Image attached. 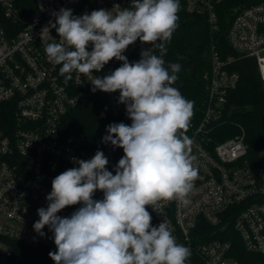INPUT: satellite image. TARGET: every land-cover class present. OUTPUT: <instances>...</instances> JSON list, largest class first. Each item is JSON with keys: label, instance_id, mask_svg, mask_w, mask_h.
<instances>
[{"label": "built area", "instance_id": "built-area-1", "mask_svg": "<svg viewBox=\"0 0 264 264\" xmlns=\"http://www.w3.org/2000/svg\"><path fill=\"white\" fill-rule=\"evenodd\" d=\"M226 0H180V10L204 16L213 30L219 29L217 6ZM115 5L129 8L130 0H0V105L12 118L0 117V264H8L12 242L29 246L49 244L33 225L37 210L47 208L52 186L44 179L61 167H79L73 158L90 160L97 150L108 158L107 169L115 170L117 158L111 146L91 147L61 135V124L68 112L77 107L93 85L91 76L73 73L65 83L59 74L62 65L50 62L45 45L58 42L54 28L42 30L55 20L53 13L72 9L74 16L93 10L117 11ZM232 48L254 58L264 86V1L234 8L228 28ZM158 43V41H157ZM151 47L139 39L123 53L130 63L141 59ZM91 51V46L88 48ZM157 49H154V54ZM233 59H224L212 46L205 73L208 103L202 123L189 136L198 178L187 206L177 201H161L160 212L151 207L152 226L168 224L178 243L195 249L196 264H239L234 253L229 225L240 236L246 250L264 264V149L249 156L245 131L215 141L207 125L216 120L229 95L240 83L241 75L231 68ZM122 65L116 59L106 64L105 75ZM100 76V75H98ZM119 91L107 93L109 112L122 115L125 105L118 102ZM66 209V208H65ZM61 210L60 216L64 210Z\"/></svg>", "mask_w": 264, "mask_h": 264}, {"label": "clouds", "instance_id": "clouds-1", "mask_svg": "<svg viewBox=\"0 0 264 264\" xmlns=\"http://www.w3.org/2000/svg\"><path fill=\"white\" fill-rule=\"evenodd\" d=\"M130 3L129 8L115 5V13L99 9L82 16L62 8L41 33L54 28L58 34V42L47 43L44 51L50 62L62 65L65 83L73 73L91 76L113 59L122 61L111 74L92 76L91 90L119 91L118 102L132 121L109 124L102 139L123 149L115 175L107 169L104 152L97 150L90 160L73 158L79 167L52 180L48 206L37 210L33 228L41 237L46 226L52 232L56 251L48 255L55 264H186L192 254L165 220L152 226L147 210L160 212L161 201L187 206L198 178L193 141L186 135L194 102L173 87L181 65L164 59L179 26L180 0ZM138 39L151 47L130 63L123 53ZM98 190L102 200L93 199ZM77 204L82 206L70 217L58 215Z\"/></svg>", "mask_w": 264, "mask_h": 264}, {"label": "trees", "instance_id": "trees-1", "mask_svg": "<svg viewBox=\"0 0 264 264\" xmlns=\"http://www.w3.org/2000/svg\"><path fill=\"white\" fill-rule=\"evenodd\" d=\"M264 0H226L217 6L219 29L213 30L204 16L187 14L179 11L178 28L173 33L171 41L167 43L168 49L164 57L166 63H179L181 70L177 73L178 79L173 85L189 101L194 102V115L191 118L190 127L186 133L190 136L193 129L204 120L208 93L206 89L205 73L209 70V56L212 46L220 51L224 59L232 58L231 68L238 71L241 80L238 88L233 91L222 108L219 117L207 125L208 133L215 141L231 138L245 131L246 142L249 145V156L257 157L264 149V86L259 71V66L254 58H248L236 51L228 41V28L233 18L234 8L245 7ZM159 43V41H158ZM159 55V51L155 52ZM105 67L98 73L105 76ZM89 89L82 102L71 109L63 118L61 135L65 140L69 138L91 147L111 146L116 154L117 164L123 157V149L114 148L110 143L102 142L107 134L106 128L112 123L123 122L131 125L132 121L126 114V108L121 116L114 117L109 112L107 93ZM7 104L0 105V117L12 118V112ZM238 107H245L246 111L233 115L232 111ZM69 167H61L55 172H48V178L44 179L49 185L52 180ZM115 175V170L112 172ZM104 194L96 191L93 199L102 200ZM82 205L66 207L61 217H70ZM230 236L234 244V253L239 264H256L257 257L249 253L234 228L229 225ZM52 232L49 237L52 242ZM191 249V256L186 264L199 262L195 249L181 242ZM13 253L8 258V264H55L49 257V252H55L56 246L41 244L34 247L20 242H12Z\"/></svg>", "mask_w": 264, "mask_h": 264}, {"label": "water", "instance_id": "water-1", "mask_svg": "<svg viewBox=\"0 0 264 264\" xmlns=\"http://www.w3.org/2000/svg\"><path fill=\"white\" fill-rule=\"evenodd\" d=\"M245 111H246L245 107H238V108L233 109L232 114L237 115V114L244 113Z\"/></svg>", "mask_w": 264, "mask_h": 264}, {"label": "rangeland", "instance_id": "rangeland-1", "mask_svg": "<svg viewBox=\"0 0 264 264\" xmlns=\"http://www.w3.org/2000/svg\"><path fill=\"white\" fill-rule=\"evenodd\" d=\"M50 243H51L52 245H55L54 242H52V241H50Z\"/></svg>", "mask_w": 264, "mask_h": 264}]
</instances>
